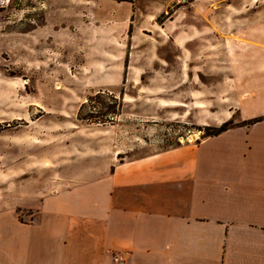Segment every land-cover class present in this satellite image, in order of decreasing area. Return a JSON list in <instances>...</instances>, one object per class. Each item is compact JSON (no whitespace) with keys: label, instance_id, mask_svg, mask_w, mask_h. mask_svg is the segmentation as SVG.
I'll list each match as a JSON object with an SVG mask.
<instances>
[{"label":"rangeland","instance_id":"obj_1","mask_svg":"<svg viewBox=\"0 0 264 264\" xmlns=\"http://www.w3.org/2000/svg\"><path fill=\"white\" fill-rule=\"evenodd\" d=\"M259 61L264 0H0V206L264 121Z\"/></svg>","mask_w":264,"mask_h":264},{"label":"crops","instance_id":"obj_2","mask_svg":"<svg viewBox=\"0 0 264 264\" xmlns=\"http://www.w3.org/2000/svg\"><path fill=\"white\" fill-rule=\"evenodd\" d=\"M67 178L37 222L0 206V264H264V121Z\"/></svg>","mask_w":264,"mask_h":264},{"label":"trees","instance_id":"obj_3","mask_svg":"<svg viewBox=\"0 0 264 264\" xmlns=\"http://www.w3.org/2000/svg\"><path fill=\"white\" fill-rule=\"evenodd\" d=\"M262 119L260 118H257V119H253L251 122L247 123V125H252V124H255L257 122H260ZM232 122L231 121H227V122H224L223 124H221L217 129H214L212 131V133L210 134H207L204 138L206 137H214V136H218L220 134H222L223 132H226L227 130L233 128L232 126Z\"/></svg>","mask_w":264,"mask_h":264},{"label":"built area","instance_id":"obj_4","mask_svg":"<svg viewBox=\"0 0 264 264\" xmlns=\"http://www.w3.org/2000/svg\"><path fill=\"white\" fill-rule=\"evenodd\" d=\"M185 0H182L184 2ZM112 264H130L127 260L126 252H114L111 255Z\"/></svg>","mask_w":264,"mask_h":264}]
</instances>
